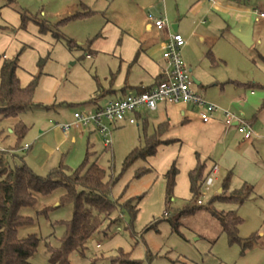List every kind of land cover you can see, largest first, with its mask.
I'll return each instance as SVG.
<instances>
[{
    "label": "rangeland",
    "instance_id": "1",
    "mask_svg": "<svg viewBox=\"0 0 264 264\" xmlns=\"http://www.w3.org/2000/svg\"><path fill=\"white\" fill-rule=\"evenodd\" d=\"M214 1L244 14L218 13L211 8L213 0H0V28L11 29L0 30V54L12 59L24 49L18 71L23 87L31 75L40 73V63L43 66L35 106L19 117L28 127L21 147L29 145L30 149L18 151L15 158L8 155L11 167L25 164L45 177L61 163L76 171L89 152V164L97 162L108 179H118L111 200L118 205L131 199L138 202L135 218L119 209L89 240L84 256L71 255L72 264H264V20L257 13L264 12V0ZM201 2L202 9L194 13ZM25 13L29 19L26 28H21ZM149 15H163L172 33L173 25H178L188 41L184 49L193 60L188 64L192 76L202 84L194 89L250 124L255 139L245 141L237 127L225 121L204 124L185 105H168V117L164 113L148 118L151 125L170 120V134L164 139L176 142L126 167L132 151L144 146L146 131L141 122L114 129L112 149L91 134L92 128L84 129V136L72 128L67 139L53 129L57 123H71L76 111L89 112L86 105L110 87L111 71L116 73L118 67L113 52L126 36L144 45L155 43L157 36L146 29ZM43 23L47 32L42 31ZM234 32L252 33L253 45L246 46ZM90 48L96 54L91 55ZM182 109L189 112L187 121ZM13 124V120H0L1 149L12 150L17 142L11 133ZM198 154L216 164L215 175L210 173L215 165L207 164L206 173L214 184L209 189L204 185L202 206L214 200L228 176V195L244 183L254 187L244 205L214 203L219 212H238L244 220L240 238L255 241L250 248L231 245L219 221L206 209L180 217L192 198L189 171L195 168ZM175 161L179 175L169 201L165 174ZM63 194L58 189L50 196H39L36 207L21 210L35 224L19 229V237L41 239L33 264H51L47 244L58 247L65 233L61 223L73 217L72 206L57 208ZM52 207L47 217L38 216L40 210ZM178 220L182 225L176 231L173 222Z\"/></svg>",
    "mask_w": 264,
    "mask_h": 264
},
{
    "label": "trees",
    "instance_id": "2",
    "mask_svg": "<svg viewBox=\"0 0 264 264\" xmlns=\"http://www.w3.org/2000/svg\"><path fill=\"white\" fill-rule=\"evenodd\" d=\"M91 14L92 12L87 13V15ZM27 19L29 18L26 13L22 14L21 28H26ZM42 26V31L47 32L46 24L43 23ZM55 35L59 37L57 33ZM23 51L24 49L12 59L0 56V60L4 59L0 72V120L14 121L11 133L17 138L12 150L0 151V264H33L31 259L37 253L41 239L36 235L26 238L19 237V229L35 224L32 217L21 215V210L36 207L39 196H50L58 189L64 190V194L57 208L72 206L73 217L70 221L61 223L65 227V233L61 239H58V247L47 244V250L50 254L51 264H72L71 255L77 253L84 256L89 240L119 209L128 210L135 218L138 213L136 205L138 202L135 204L137 200L131 199L125 204L118 205L117 202L111 200L110 195L118 179L112 177L108 179L106 170L101 168L97 162L89 164V152L82 166L76 171L70 170L61 163L45 177L36 175L25 164L22 167H11L8 155L15 158V154L22 151L24 147H21V142L28 132V127L19 117L35 106L34 95L41 81L43 67L40 63V73L33 77L27 87L23 88L17 75ZM209 55L215 62L213 53L210 52ZM169 129L168 122L160 124L153 134L147 133L148 130L145 128L144 146L132 151L127 158L126 167L138 159L155 156L161 145H170L176 142L173 139L164 140ZM206 172L207 164L198 159L196 167L189 173L192 198L181 211L180 217L193 215L206 209L219 221L222 233L227 235L231 245H242L244 250L250 248L255 241L252 238L247 241L240 238V228L244 224V220L238 212H219L215 209L214 203L220 201L244 205L254 193V187L244 183L240 189L234 190L231 195H228L226 192L231 190V176H228L223 183L222 191L208 205L202 206L199 202L204 182L209 176ZM178 175L179 169L175 162L165 174L169 201H172ZM52 209L53 207L45 208L37 214L47 217ZM180 225L182 224L179 220L173 222L176 231Z\"/></svg>",
    "mask_w": 264,
    "mask_h": 264
},
{
    "label": "built area",
    "instance_id": "3",
    "mask_svg": "<svg viewBox=\"0 0 264 264\" xmlns=\"http://www.w3.org/2000/svg\"><path fill=\"white\" fill-rule=\"evenodd\" d=\"M257 13L264 20V12L257 11ZM148 21L151 27L158 32L165 31L169 27L164 16L149 15ZM186 44L187 41L183 35L178 32L171 34L162 44L166 66L159 83L140 93H131L122 98L113 99L104 107L96 110L87 113L76 112L71 123L59 125L64 136L67 137L72 128L78 130L92 128L100 136L105 147L109 148L113 145L114 129L126 124L136 125L138 116L143 111L155 112L160 106L168 105H185L195 110L204 124L211 123L221 115L228 125L237 124L239 134L243 135L246 141L257 136L251 125L241 117L218 107L194 89L197 84L192 76V70L182 56V50ZM29 148V145H25L22 151L29 150ZM0 151H4V149L0 148ZM215 173L216 167L211 171V174L215 175ZM213 184L214 179L207 176L204 182L207 189ZM199 204H202V201Z\"/></svg>",
    "mask_w": 264,
    "mask_h": 264
},
{
    "label": "crops",
    "instance_id": "4",
    "mask_svg": "<svg viewBox=\"0 0 264 264\" xmlns=\"http://www.w3.org/2000/svg\"><path fill=\"white\" fill-rule=\"evenodd\" d=\"M209 1H212V0H209ZM203 5H204V2H201L196 7L194 13L200 12ZM211 8H213L216 12L222 13L225 15L233 13L234 17H237V16L239 17V15H241L243 13L241 11L239 12L238 8H235V7H232L229 5H222L220 3L215 2L214 0H213ZM161 16H163V15H161ZM241 16H243V15H241ZM155 17H158V16H155ZM243 22H246V21H243ZM247 22H248V19H247ZM175 26H177V32L179 33L178 25H173V28H172L173 32L175 33V31H174ZM146 29L149 33L157 36L155 43H150V44L146 43V45H144V44H141L140 42L132 40L129 36H126L125 40L122 43L123 45L120 48H118V46H117L116 50L113 52L114 56H116V58H117L118 62H116V64H118V67L115 69L116 73L113 70L111 71L113 79H112V82L110 84V87L108 89L104 90L100 94V96H97L93 102L86 105L89 108V111L96 110V109L102 107L101 104H104L103 106H105L109 101H111L113 99L122 98V97H124L128 94H131V93H140L142 91L151 89L152 87H154L157 83H159L161 81L162 72L166 66V62L163 58V50H162L163 45L162 44L165 43L167 41L168 37L173 33L171 32V30L169 28H167L165 31H162V32L156 31L153 27H151V25L148 21V16H147ZM0 30H1V32H3L5 30H11V29L8 26H6L3 28H0ZM184 38H185V36H184ZM185 40H186V38H185ZM210 52H212L211 49H210L209 53ZM90 53H91V55H94V54H96V51H92V48H90ZM0 56H2V58H7V59L9 58L6 55V53L0 54ZM88 56H90V54ZM182 56H183V59L187 65L190 63L193 64V60L190 57V55L187 53L186 49L182 50ZM3 61H4L3 59L0 60V72H1V69L3 66ZM19 65H20V67H19L18 71H20L22 69L21 61H20ZM18 71H17V75H18ZM192 72H194V71H192ZM33 77H34V75H31L30 82L32 81ZM30 82H29V84H30ZM200 85L202 87V84H200V83L197 84V86H200ZM23 88H25V87H23ZM99 99H101V100L98 101ZM104 100H105V102H103ZM160 108H162L163 110L160 111ZM160 108L155 112L143 111L138 116V121L143 124L144 129L145 128L147 130L151 129V132L149 134H153L155 129L160 124H164V123L168 122L171 125L170 120L159 121L157 124H152V125L149 122V118H148L149 114H154V116L157 117L158 114L162 115L165 113L168 117V113H167L168 107L167 106H160ZM185 108H189V107H185ZM76 112H79V111H76ZM180 113H181L182 117L185 119V121H187L189 112L185 109H182ZM158 117H160V116H158ZM219 121L220 122L225 121L223 116H221V115L217 116L216 119L212 122L215 123V122H219ZM59 125L60 124L57 123L53 129L56 128L59 131H61V133L63 134V139H67V137L64 136V133L61 130V128L59 127ZM233 126L237 127V124H234ZM75 130H78V129H75ZM78 131H81L80 132L81 136H84V129H80ZM90 132H91V134L95 133L96 136L100 138V136L93 129H91ZM167 134H170V129H169ZM255 137H257V136H255ZM255 137L253 139H255ZM169 139H171V138L169 137ZM177 141H179V140H177ZM112 146L109 148L112 149L113 148ZM166 146H168V145H161L159 148H165ZM198 159L202 163H205V162H206V164L211 163V164H214L216 167L215 162L212 161L209 157L201 159L199 154L197 155V162H196L194 167H196V165L198 163ZM176 164H177V162H176ZM263 251H264V249H263Z\"/></svg>",
    "mask_w": 264,
    "mask_h": 264
},
{
    "label": "water",
    "instance_id": "5",
    "mask_svg": "<svg viewBox=\"0 0 264 264\" xmlns=\"http://www.w3.org/2000/svg\"><path fill=\"white\" fill-rule=\"evenodd\" d=\"M174 31L177 32V26L174 27ZM235 36L240 39L246 46L251 47L253 45V34L243 35L241 33L234 32ZM199 84V82H196ZM222 190H220L221 192Z\"/></svg>",
    "mask_w": 264,
    "mask_h": 264
}]
</instances>
